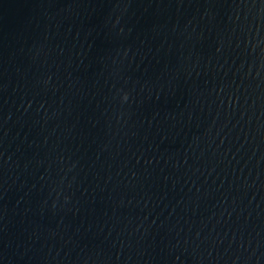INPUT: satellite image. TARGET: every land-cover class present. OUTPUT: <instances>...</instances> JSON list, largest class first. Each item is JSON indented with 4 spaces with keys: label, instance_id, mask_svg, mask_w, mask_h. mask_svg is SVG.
Returning <instances> with one entry per match:
<instances>
[{
    "label": "water",
    "instance_id": "95a60500",
    "mask_svg": "<svg viewBox=\"0 0 264 264\" xmlns=\"http://www.w3.org/2000/svg\"><path fill=\"white\" fill-rule=\"evenodd\" d=\"M0 264H264V0H0Z\"/></svg>",
    "mask_w": 264,
    "mask_h": 264
}]
</instances>
